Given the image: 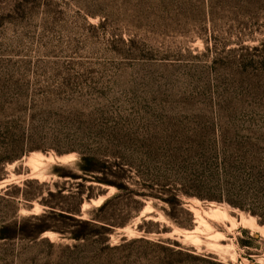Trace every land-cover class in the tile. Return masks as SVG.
<instances>
[{"label": "rangeland", "instance_id": "rangeland-1", "mask_svg": "<svg viewBox=\"0 0 264 264\" xmlns=\"http://www.w3.org/2000/svg\"><path fill=\"white\" fill-rule=\"evenodd\" d=\"M0 97L34 106L32 128L43 147L5 167L10 183L32 178L77 191L81 180L59 178L53 168L79 174L73 165L79 154L65 151L94 147L82 138L92 115L98 127L136 132L135 142L117 151L131 190L178 175L194 181V193L218 199L185 197L193 227L179 228L163 201L135 197L141 211L114 229L107 244L47 232L41 239L48 241L17 243L22 256L14 264H264L258 223L264 196L257 193L264 152L245 160L236 152L264 146V0H0ZM170 111L193 117L178 125L164 118ZM181 132L187 162L173 169L171 138ZM36 155L44 162L33 171L29 160ZM152 156L159 162L149 163ZM101 191L82 204L84 217L117 192ZM217 207L230 219L204 216L206 223L187 235L198 226L193 209ZM41 210L34 203L33 211ZM143 218L145 228L158 232L140 231Z\"/></svg>", "mask_w": 264, "mask_h": 264}, {"label": "trees", "instance_id": "trees-1", "mask_svg": "<svg viewBox=\"0 0 264 264\" xmlns=\"http://www.w3.org/2000/svg\"><path fill=\"white\" fill-rule=\"evenodd\" d=\"M33 107L27 106L21 99L7 101L0 97V180L6 178L4 169L8 164H16L31 152L43 151L38 141L39 134L32 128L36 117L32 111ZM93 117L91 115L84 120L87 128L82 138L92 139L94 147L88 151L75 148L65 151L79 154L78 160L73 164L79 174L64 171L65 168L60 164L53 168L59 178L81 180L77 191H73V188H58L57 183H53L55 189H52L50 183L32 178L10 183L0 189V264H14L16 259L21 258V251L15 252L17 243L37 244L48 241L47 238L41 239L47 232L56 233L60 238L75 242L100 238L107 244L109 234L114 229L124 227L127 219L141 211L142 204L135 197L144 199L152 197L163 201L168 206V211H165L166 217L179 228L193 227L191 223L194 218L185 207V197L218 200L194 193L191 191L194 181L178 175L169 177L164 184L146 181L134 183L140 188L131 190L127 174L128 165L122 163L117 151L127 142H135L136 132L119 124L98 127ZM192 117L189 113L176 111L164 115L165 119L178 125L191 121ZM185 137L181 132L171 138L174 144L168 164L173 169H181L187 162L186 152L179 149L180 141ZM236 152L245 160L246 155L264 152V146H242ZM148 162L158 163L159 158L152 156L148 158ZM261 178L263 181L256 192L264 196V172ZM87 182L91 183L89 187L84 185ZM102 186L115 187L117 192L98 207L88 210L87 217H84L82 204L98 198L99 193L96 191L102 192ZM131 201L135 204L132 207L128 205ZM34 203L42 208L40 212L33 211ZM229 203L233 207L249 211L253 216H260L254 210H247L232 201ZM258 223L264 225V218ZM145 225L146 221L143 218V223L138 229L145 233L158 232L145 228ZM168 242L172 244L170 240ZM152 245L161 248L160 243ZM173 245L178 246V243L174 242ZM167 250L173 254H182V250L175 247H168Z\"/></svg>", "mask_w": 264, "mask_h": 264}, {"label": "bare ground", "instance_id": "bare-ground-1", "mask_svg": "<svg viewBox=\"0 0 264 264\" xmlns=\"http://www.w3.org/2000/svg\"><path fill=\"white\" fill-rule=\"evenodd\" d=\"M44 160V157L42 155H36V156H33L32 159H30V165L32 167V170L35 171L37 168L39 169L38 166L42 165V161ZM44 162V161H43ZM41 167V166H40ZM11 181V180H10ZM10 183V182H9ZM101 201V200H99ZM98 203V201H97ZM98 205V204H97ZM194 213H195V216L197 218V222H198V226L195 228L194 231L192 232H188L187 235H192L193 236V233L195 231H197L199 229V225L201 224H205V220H204V216H207L209 218H212V219H230V216L228 215L227 211L223 208H220V207H217V208H212L210 209L209 212H200L199 210H196V209H193ZM217 221V220H216ZM234 223V222H233ZM241 224H244V225H250L252 227L255 226V223L250 220V219H246V218H242L241 219ZM234 226V225H233ZM196 233V232H195ZM219 235V234H218ZM215 236V238H219V236ZM221 237V236H220ZM192 238V237H191ZM197 238V237H195ZM220 239V238H219Z\"/></svg>", "mask_w": 264, "mask_h": 264}, {"label": "water", "instance_id": "water-1", "mask_svg": "<svg viewBox=\"0 0 264 264\" xmlns=\"http://www.w3.org/2000/svg\"><path fill=\"white\" fill-rule=\"evenodd\" d=\"M8 184H10L9 183V178H5V179L0 181V188H3V187H5Z\"/></svg>", "mask_w": 264, "mask_h": 264}]
</instances>
